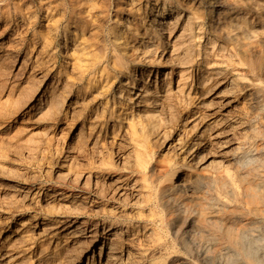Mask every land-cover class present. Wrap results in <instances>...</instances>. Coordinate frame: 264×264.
Listing matches in <instances>:
<instances>
[{"label": "bare ground", "instance_id": "1", "mask_svg": "<svg viewBox=\"0 0 264 264\" xmlns=\"http://www.w3.org/2000/svg\"><path fill=\"white\" fill-rule=\"evenodd\" d=\"M134 1L0 0V97L39 75L20 112L40 110L45 117L59 110L66 119L72 110L73 124L81 114L70 99H82L83 122L71 138L85 128L98 146L105 125L117 161L137 173L109 176L103 185L90 173L88 186L69 169L72 181L81 178L86 187L89 207L103 193L112 204L96 212L93 224L76 223L70 214L21 223L0 243V264H264V0H162L161 7L150 0L148 16ZM108 8L114 13L110 47L102 29ZM198 19L209 31L199 53L202 68L190 52L203 41L194 38ZM25 34L32 36L26 55L36 44L37 53L12 80ZM216 38L245 71L234 77L222 69L226 49ZM55 40L62 63L77 75L60 82L59 70L46 87L55 71L48 50ZM160 59L165 62L157 66ZM169 66L174 70L166 72ZM73 86L80 87L75 97ZM176 99L187 110L170 135L178 141L168 138L170 154L153 160L149 145L166 133L160 116L171 114ZM67 153L62 162L72 167ZM55 196L78 205L67 191ZM127 199L146 209L127 212L117 204ZM18 240L27 243L21 253Z\"/></svg>", "mask_w": 264, "mask_h": 264}, {"label": "rangeland", "instance_id": "2", "mask_svg": "<svg viewBox=\"0 0 264 264\" xmlns=\"http://www.w3.org/2000/svg\"><path fill=\"white\" fill-rule=\"evenodd\" d=\"M30 1H32L33 5L37 4V0H24L25 3H29ZM79 1L81 2L82 0ZM111 1L112 0H107V5ZM125 1L128 2L129 0ZM133 4L136 8L140 7L142 16H148L152 12L150 6L153 5V2H150V0H135ZM123 5L125 6V4ZM156 5L161 7L163 1L158 0ZM170 6L176 7V3H171ZM168 7L169 5H167V8ZM113 16L114 13L112 8H108L105 13L107 24H104L102 27L103 34L106 39H108L107 46L109 47V26L112 20H114ZM124 16V14H119V19ZM131 20L133 21V18H131ZM133 23H135V21ZM194 35L195 39L201 37L203 41H196L190 52L194 62L200 63L198 67L202 68V56L199 55V53L203 48V42H205L209 36L208 23L205 19H198L195 21ZM23 38L26 39L24 40L26 42L18 44L16 47L17 53H15V55H18V60L13 67H10V73L14 77L12 80L24 74L23 71H25V69L22 67L23 62H29V59H33V55L37 53L36 48L38 45L36 44L32 53H29V56L26 55L29 49L27 42H31L32 36L31 34H25ZM215 41L218 47L220 45L227 50H225V54L223 53L220 57L222 69L234 74V77L237 71H245L241 63H238V59L235 57L233 50L218 38H216ZM58 46L59 40L53 41L52 44L48 46L49 53H53V59L56 65L53 73L54 75L48 80L46 87L51 85L53 76L55 77L59 70H61L58 78L60 82L64 79L66 80V78H69L70 81H74L77 75L74 69L71 70L69 66L62 63L63 57L58 52ZM162 62L164 63L165 60L160 59L157 66H162ZM136 64H139L138 66H143L141 62H137ZM171 70H174L173 66L166 68V72H171ZM38 77L39 75L34 79L31 85L27 86L25 83H21L22 80L18 90L15 89L11 94L5 93L0 97V243L3 241L4 237L10 235V233L13 235V233L19 229L21 223L30 227L33 218H38V220L43 218L50 219L57 215L70 214L74 215V217H72L75 218V222L77 220L76 223L90 220L93 224L96 221L94 220L96 212H101L104 206L111 205L112 203L106 199L105 193H103L98 197V201L100 202L99 205L96 207H89L87 205V200L82 198L87 197L86 194L88 191L86 187H83V185L81 186V183L79 184L82 178L81 176L84 175L82 183L88 184L89 186L90 181L87 180L86 177L90 173L99 177L102 181L101 185L106 182L109 176H122L130 171L136 173L135 167L128 168L117 161V148L110 143L108 137H104L106 134L104 133L105 125H103L102 132L100 133L101 139L100 145L98 146L93 144V140H91L92 138L85 128L81 131L82 133L80 132L78 134L80 137L76 135L74 138H71L72 134H76L77 130L80 128L81 122H83V118L81 117V109L83 107L82 99H70V101H72L71 107L74 108L75 112H78V114L80 112L81 114L80 118L73 124L69 123L72 118V110L69 111L66 119L61 114L59 115V110L57 114L55 113L45 117L39 116L41 115L39 112L40 110L36 111V115H23V113L20 112V110L24 109L23 102L29 98L32 91L39 84L35 83ZM121 81L122 80H120V82ZM74 86L71 91V97H73L80 88H75ZM67 98L69 97L61 99V106L59 108L63 106V103H67ZM105 98L111 100L110 94ZM74 101L76 103H74ZM178 102L180 103V101L176 99L171 114L166 116L165 114H161L160 116L162 127L165 129L166 133L163 136H157L156 143L149 145V150L153 153V160H160L166 156V153L170 154V151L168 152L165 147L166 141L168 138L171 139V132L179 127L182 121L181 118H183L182 115L187 112ZM85 123L86 125L88 124L86 120ZM98 133L99 128L94 131V136L96 137ZM181 135L183 136L184 134L180 133V136ZM178 138V136L172 137L171 144H175ZM182 140H184V138ZM67 152H71L69 155L71 154L73 157L72 167L62 162L63 157L68 154ZM69 169H72L71 171H73V173L76 172L78 176L81 177L78 182L72 181V177L68 173ZM65 190L67 193H72L77 196L78 205L69 203L62 204V202L56 200L55 195L57 192H66ZM117 204L129 213H133L139 209L140 206L144 210L146 209V207H143L141 203L135 199H127ZM39 231L41 230L38 229L36 233H39ZM15 239H19V237ZM17 242V253H21L23 252V248L27 246V243L22 242V240H18ZM36 249L37 248L34 247L35 252H37ZM85 263L86 260L82 262V264ZM18 264L27 263L21 261Z\"/></svg>", "mask_w": 264, "mask_h": 264}]
</instances>
